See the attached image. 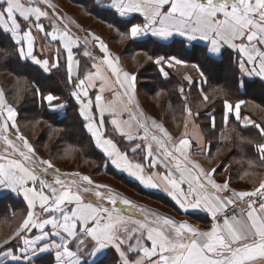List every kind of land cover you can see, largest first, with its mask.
Returning <instances> with one entry per match:
<instances>
[{"label":"snow or ice","instance_id":"6c2138e0","mask_svg":"<svg viewBox=\"0 0 264 264\" xmlns=\"http://www.w3.org/2000/svg\"><path fill=\"white\" fill-rule=\"evenodd\" d=\"M55 8L52 0H0V34L13 46L11 52L0 48V60L15 55L51 73L62 67L64 56L66 83L72 85L70 96L81 128L105 166L110 164L145 189L163 192L184 215L209 213L211 223L200 230L151 212L95 183L90 175L62 173L21 132L18 112L0 89V198H15L26 206L14 233L0 243V264H264V180L242 190L230 186V176L218 182L221 165L206 168L192 159L204 155L211 160V145L205 151L194 142L187 122L177 138L148 118L139 105L137 74L121 66L120 57L98 34L89 32L82 46ZM94 8L98 16L111 15L108 26L118 36L152 38L155 53L145 58L164 81L169 69L191 67L201 84L206 82L202 66L183 58L191 50L206 62L235 54L238 89L250 86L244 77L264 82V0H94ZM39 33L57 44L54 60L34 54ZM89 42L102 55L88 50ZM78 55L87 58L83 64ZM183 80L191 92L195 81L191 75ZM179 92L184 114L198 119L183 86ZM199 93L201 103L211 102L202 87ZM36 94L50 108L64 106L53 104L58 96H44L39 88ZM244 103L225 99L222 124L227 127L234 117L246 122L241 126L258 130L256 139H240L256 149L257 158L248 161L249 167L264 168V125L242 116ZM208 118L215 131V115L209 113ZM228 168L224 164L223 172Z\"/></svg>","mask_w":264,"mask_h":264},{"label":"trees","instance_id":"16d2710c","mask_svg":"<svg viewBox=\"0 0 264 264\" xmlns=\"http://www.w3.org/2000/svg\"><path fill=\"white\" fill-rule=\"evenodd\" d=\"M63 1L67 2L71 7L78 9L81 15L99 21L105 26H108L113 20L111 15L101 14L98 16L96 14L94 0ZM60 10L62 12H58V14L64 17L65 21V19H68V13L66 14V11L63 9ZM69 15L73 17L76 14L69 13ZM112 29L115 30L114 28ZM112 37H115L116 40L114 41ZM109 40L113 42H117V40L121 41V36L113 34L110 39H104V41L108 44L109 50L120 57L124 69H129V64L136 66L137 91L139 93L141 91L143 96L152 102L158 112V120H161L169 129H171V126L177 127V133L181 131L185 101L181 98L179 89L183 86L193 113L199 112V118H196V122L200 127L205 142L211 145V155L213 157L211 160L221 165L217 169V173L224 179L230 176L231 186L232 184L234 185V181L239 180V177L236 176L242 175L250 169L254 174L252 178L248 177L249 174L246 175L247 177L240 178H243L246 186H256L258 184V181L262 179L261 174L264 168L255 165L249 167L248 161L255 160L257 155L254 152L253 145L243 143L240 139V137L256 139L257 135L253 130L245 132L233 121L231 122V119L229 125L224 129L221 120L223 111L222 102L225 99L231 100V103L243 100L245 104L241 107L242 113L249 114L256 120H258L259 116L258 121H264V114L254 111L250 108L251 105H248L247 108V102H249L258 109L264 110V83L258 80L245 81V84L250 86L242 88L241 92L237 87L239 74L234 64L233 56L229 59L226 54L222 61L206 62L201 55L193 54L189 50L184 53L183 58L190 64L199 63L207 77L205 83L197 84L198 80L201 81L202 78L200 76L199 78L193 76L192 79L195 83L191 87V92H189L188 82L183 80V76L186 73L182 71L191 67H181L179 70L169 69L170 76L167 81H164V78L159 76L156 66L151 61L146 60V62L141 63L137 59L136 56L138 55L136 54L138 53L143 56L155 53V46L151 38L137 41L130 38L124 39L125 43H122L121 50H114L115 52L110 48ZM12 47V42L9 38L6 35L0 34V48L11 52ZM156 54H163V51ZM0 55H3V53L0 52ZM78 58L81 59L82 64L87 59L79 55ZM60 63L62 67L59 70L53 69L51 73H44L43 70L30 61L19 60L15 55L9 56L6 60H0V86L5 92L7 102L18 112L17 123L20 124V130L29 129L34 123L40 124L39 135L34 140L27 136L36 149L41 147L47 156L44 157L39 152L38 154L46 159H52L63 173L79 171L91 177L102 175L115 180L121 186L139 196L154 197V199L167 203L166 199L160 195L138 189L136 185L132 184L122 175L117 174L109 164L107 167L105 166V160L101 158L99 151L90 144L87 133L81 128V118L78 116L77 106L70 96L72 85L66 83V67L63 66L65 63L64 56L60 57ZM5 65H10V67L6 68ZM191 69L194 70V68ZM194 72L195 74L197 73L196 70ZM197 75L199 74L197 73ZM4 78H7L6 83L3 82ZM198 87H202L203 91L209 96L211 95L212 97L214 95L215 99L213 98V101L210 100L211 102L207 104L201 103ZM37 88L40 89V92L44 96L51 93L60 97L59 100L53 101V104L58 105L63 103L64 108L59 110L50 108L47 102L36 94ZM213 90H219L223 93V98L216 93L217 91ZM209 113L214 114L216 117L215 131L209 127ZM222 130L231 131V136L226 141L220 138ZM51 132H57L55 133L57 134V138L51 143H46L45 140H47L48 134L51 135ZM64 146H69L71 150H77L79 152L78 158H75V151H71V153L65 152ZM224 150L226 152H223ZM62 160H66V162L59 166L58 161L62 163ZM221 162L224 163L222 164ZM224 164L229 165L227 172H223ZM68 166H72V168ZM81 167L85 168L84 171L80 170ZM0 200H2L0 202V243H2L4 238L11 236L18 227L25 213L26 206L15 198H0Z\"/></svg>","mask_w":264,"mask_h":264},{"label":"rangeland","instance_id":"374dc122","mask_svg":"<svg viewBox=\"0 0 264 264\" xmlns=\"http://www.w3.org/2000/svg\"><path fill=\"white\" fill-rule=\"evenodd\" d=\"M53 4H55L56 5V8H55V11L58 13V12H62L60 9H63L64 11H66L65 13L67 14L68 13V15H67V18L68 19H65V21H64V24H67L68 25V27H69V29H70V31L75 35V36H77V37H79L80 38V43H81V45L83 46V44H84V39H85V37L87 36V34L89 33V32H92V33H95V34H98L102 39H106V40H108V39H110V37H111V35H116L117 34V32L115 31V30H113L112 28H110L109 26H105L103 23H101V22H99V21H96V20H94V19H91V18H89V17H87V16H84V15H81V13L80 12H78L79 10L78 9H76V8H73V7H71L67 2H65V1H63V0H54L53 2H52ZM50 12L52 11V10H50V9H48ZM69 13L70 14H76V15H74V16H76L75 18H74V16L73 17H71L70 15H69ZM78 13V14H77ZM74 18V19H73ZM67 20V21H66ZM69 21V22H68ZM44 23H45V25H47L48 24V21L47 20H45L44 21ZM79 28V29H78ZM83 29H85V30H83ZM112 39L115 41L116 39H115V37H112ZM121 41H118L117 40V42H113V41H111V40H109V45H110V48L114 51H120L121 49H120V47H121V45H122V43L124 42L125 43V41H124V38H122L121 37ZM152 39V38H151ZM42 41H43V43H44V50H43V54H45V53H48L49 55H52L51 54V52H54V50L51 48V45L49 44V41H47V40H44L43 39V36H42ZM37 46V45H36ZM87 48H88V50H90V51H93L94 53L95 52H97L96 51V48H94L93 47V44L91 43V42H89L88 44H87ZM114 51V52H115ZM78 52V54L81 52V49H79L78 51L76 50V53ZM117 53V52H116ZM35 55H37L38 57L39 56H41V50H40V48L39 47H37V49H35ZM136 55H138V56H136L137 57V59L142 63H144V61L146 62V58H145V56H143L142 54H136ZM79 56H82V55H79ZM233 61H234V64L236 65V61H235V54H233ZM128 63V62H127ZM129 64V63H128ZM185 68V67H184ZM135 70H136V66L135 65H130L129 64V69H127V71H130V72H132V73H136L135 72ZM171 70H174V69H171ZM195 69L193 70V69H191V68H189V69H183V71L182 72H184V73H186L185 75H191V77H193V76H195V77H197V78H199V75H197V73L195 74ZM184 75V76H185ZM7 78H4L3 79V82H5L6 83V80ZM199 81L200 80H198V83L197 84H199ZM141 82V81H140ZM201 82V81H200ZM205 83V82H204ZM198 86V85H197ZM0 89H1V86H0ZM199 87H198V91H199ZM72 90H73V88H72ZM213 91H217V90H213ZM220 97H222L223 98V93H221L219 90L216 92ZM210 97V100L211 101H213V98L215 99V97H214V95L211 97V95L209 96ZM139 98L141 99V102H142V104L145 106V107H148L149 108V112H151L153 115H155L156 117L158 116V112H157V110H156V108L153 106V104H152V102H150L147 98H145L144 96H143V94H142V92L140 91V95H139ZM73 99V98H72ZM196 101V100H195ZM229 102H231V100H228ZM47 102V101H46ZM75 102V101H74ZM223 103V102H222ZM248 104H247V108H248V105H251L250 106V108H252V109H255V108H257L256 106H254L253 104H251V103H249V102H247ZM48 104V103H47ZM234 104V103H233ZM58 105H63V103H61V104H58ZM244 105V104H243ZM242 105V106H243ZM222 106H223V104H222ZM53 110H59V109H53ZM157 119H158V117H157ZM231 119V118H230ZM222 120V119H221ZM159 122H161L162 123V121L161 120H159ZM163 124V123H162ZM18 125H20V124H18ZM164 125V124H163ZM165 126V125H164ZM223 126V125H222ZM165 128L166 129H168L173 135H175V134H177V127H173V126H171V129H169V128H167L166 126H165ZM225 129V128H224ZM22 130V129H21ZM201 131V130H200ZM26 137L28 136V138H30V139H35L36 137H37V135H39V132H40V124L38 123V124H35L34 123V125H32L31 127H29V129L27 128L26 130H22L21 131ZM55 133H57V132H55ZM54 132H51V135H49L48 134V138H47V140H45L46 141V143H51V142H53V140L55 139V138H57V134H55ZM202 133V132H201ZM203 136V135H202ZM229 136H231V131L230 130H228V131H226V130H222L221 132H220V138L221 139H224V141H226V140H228V138H229ZM50 137V138H49ZM223 137V138H222ZM35 147V146H34ZM36 148V147H35ZM63 148H65L64 149V151L66 152H69V153H71V151H75L74 152V154H75V158H78V156H79V152L77 151V150H71L70 148H69V146H64ZM36 151H37V153L39 152L40 154H42L44 157H46L47 156V154H46V152L45 151H43V149L41 148V147H39L38 149H36ZM223 152H226V150H224ZM43 157V158H44ZM46 159V158H45ZM64 159H67V158H64ZM66 162V160H62V163H60L59 161H58V163H59V166L60 165H63L64 163ZM69 162V161H68ZM69 168H72V166H68ZM84 167H81L80 168V170H82V171H84ZM63 173V172H62ZM93 180H94V182L95 183H98V184H104V185H107L109 188H111L114 192H116V193H118L120 196H122V197H124V198H126V199H128V200H130L131 201V198L132 197H134L137 201H140L141 203H143V205L145 206V205H149V206H151V208L150 207H148V206H146L147 208H145L144 206H142L143 208H145V209H147V210H150L151 212H156V213H159L160 215H162V213L164 212L163 211V207H162V205L161 204H165L163 201H161V200H159V199H154V197L153 198H147V197H145V196H143V195H141V196H139V195H137V194H135V193H133L132 191H130V190H128V189H126V188H124L123 186H121L118 182H116L115 180H112V179H109L108 177H105V176H102V175H94V176H92L91 177ZM149 208V209H148Z\"/></svg>","mask_w":264,"mask_h":264},{"label":"crops","instance_id":"0c3cea01","mask_svg":"<svg viewBox=\"0 0 264 264\" xmlns=\"http://www.w3.org/2000/svg\"><path fill=\"white\" fill-rule=\"evenodd\" d=\"M67 21V20H66ZM69 22V21H68ZM42 36L43 34L42 33H39V34H36V43H35V47H34V54H35V49H37V47L40 48L41 50V55L44 57V58H52L53 60L55 59L56 55H57V44L55 42H50L49 41V44L51 45V48L54 50V52H51L52 55H49L48 53H45L43 54V50H44V43L42 41ZM148 38H151V37H145L143 38L142 40L144 39H148ZM137 41V40H136ZM37 45V46H36ZM76 50L78 49H74V52H76ZM61 51H62V48H61ZM96 54L97 55H102L101 53H99V50L98 48H96ZM111 52V51H110ZM112 53V52H111ZM113 54V53H112ZM66 55V54H65ZM115 55V54H113ZM65 58V57H64ZM31 62V61H30ZM37 66V65H36ZM122 66V64H121ZM39 67V66H38ZM123 67V66H122ZM124 68V67H123ZM42 70V69H41ZM126 70V69H125ZM252 80H258V78H248V77H244V81H252ZM261 82V81H260ZM201 82L199 81V84ZM264 83V82H262ZM241 92H242V88H240ZM137 94H138V101H139V105H140V108L141 110L145 113V115L150 118V119H155L159 122V120L157 119V117L155 115H153L151 112H149V108L148 107H145L142 102H141V99L139 98V95L140 93L137 91ZM106 97L109 95L108 93H105ZM237 103V102H236ZM235 104V103H234ZM245 104V103H244ZM243 105V104H242ZM241 105V107H242ZM64 108L63 107H60V108H52V109H62ZM254 111H258L259 113L261 114H264V110L263 109H258V108H255L253 109ZM241 114L242 116H247L250 120L256 122V123H260L262 125H264V121H258L259 120V116H258V120H256L255 118L251 117L249 114H243L242 113V110H241ZM262 120V119H261ZM234 122L236 125H238L241 129H243L245 132H250L251 130H253V132H255L257 134L258 130L255 129L254 127L252 126H248V127H243L241 126L242 124L246 123L244 121H235L234 117H231V122ZM185 122L188 123V129H187V132L189 134V136H192L193 137V140L194 142L198 141L201 145L204 146V150L206 151L207 150V143L205 142L203 136H202V133L200 131V127L199 125L197 124L196 122V118L194 117H189L187 116L186 114H184V119H183V125L181 126V131L175 135H173L169 130V132L174 136V137H177L179 138L181 133H183L185 131V128H184V124ZM161 123V122H160ZM223 125V124H222ZM109 127H111L109 125ZM165 127V126H164ZM224 127V126H223ZM226 128V127H224ZM117 140H119L120 138L117 136L116 137ZM224 140V139H222ZM197 149H193V151H196ZM254 152L256 153V149L254 147ZM257 155V153H256ZM192 159L194 160H198L201 162V164H203L206 168H211V167H216L218 164L216 161H213V160H209L206 158V156L204 155H201V156H193ZM110 165V164H109ZM111 166V165H110ZM111 168L119 175H122L125 179H127L128 181H130L132 184L136 185L138 187V189H141L145 192H148V193H154V194H157V195H160L161 197H164L166 199V202L168 203H165V204H161L162 207H163V213H162V216H170L172 217L173 219L177 220V221H187L189 222L193 227H196L200 230H206V228L208 226H210V223H211V216L209 213H206V212H201V211H196L194 213H192L190 216L189 215H184L182 214V212L178 209V206L175 205V203L169 198L167 197L163 192L159 191V190H152V189H145L143 188L141 185H139L138 182H136L134 179L132 178H129L127 176V174L125 173H122V172H119L117 171L113 166H111ZM247 170V169H246ZM245 172H248L249 175L248 177L249 178H252V175H254L252 173V171L250 169H248V171H245ZM244 172V173H245ZM262 176V179L261 180H264V171L262 172L261 174ZM260 176V177H261ZM236 177H239V180L238 181H234V185L232 184L231 187L233 188H236L238 190H242V189H250L252 188L253 186H246L245 185V182L243 180V178H240V177H247L246 175L242 174V175H239V176H236ZM217 180L218 182H223L224 178L221 177V175H217ZM257 186V185H256ZM133 192V191H132ZM136 194V193H135ZM131 201L139 206H144L143 203H141L140 201H137L134 197L131 198ZM146 206L150 207L149 205H145L144 207L147 208ZM149 209V208H148ZM10 237V236H9Z\"/></svg>","mask_w":264,"mask_h":264}]
</instances>
